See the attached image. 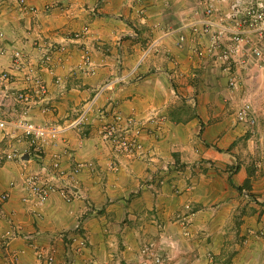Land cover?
I'll return each instance as SVG.
<instances>
[{"label": "crops", "instance_id": "1", "mask_svg": "<svg viewBox=\"0 0 264 264\" xmlns=\"http://www.w3.org/2000/svg\"><path fill=\"white\" fill-rule=\"evenodd\" d=\"M133 1L25 0L26 5L34 8L30 11L21 7L19 0H0V30L12 45L31 54L40 53L52 43L63 45L61 61L56 58L58 51L53 50L54 71L43 73L49 88L47 106L53 109L41 113V106H36L29 116L37 121L69 122L95 98L83 123L66 130L56 144L45 145L42 158L29 154L27 159L7 161L0 167V192H10L0 206V264H44L36 259L34 248L48 250L51 246L56 248L55 264H126L136 259L145 241H150L154 248L162 245L161 264L206 263L201 252L194 250L214 242L200 244L181 234L175 236L182 227L173 218L184 213L186 204L192 205L195 209L189 229L196 231L208 224L199 223L198 218L205 204L221 198L223 191L229 195L221 198L226 200L221 207L232 201V189H227L228 176L211 177L210 171L195 174L186 170L192 166L189 161L201 157L215 166L228 165L231 154L215 146L216 133L211 138L206 135L214 131L223 133L221 122L209 126L194 144L192 133H199L200 128L194 120L193 128L188 126L190 121H184V107L179 106L182 97L174 92L168 79L174 65L172 57L178 60L182 53L174 35L164 37L163 30L165 24L178 23L182 18L152 12L146 14V24L141 25L137 13L140 4ZM85 25L88 32L76 36ZM156 38V51L151 50L142 58L144 49ZM171 41L175 48L169 46ZM85 57L89 59L88 65ZM141 61L139 69L136 66ZM9 63L8 56L0 55V71ZM117 75H122L123 81L96 95L98 87ZM190 100L189 97L185 101ZM195 102L202 117L199 105L204 100ZM100 110L107 118L115 110L136 117L158 110L164 119L157 138L146 139L144 156L128 157L101 146L104 142L97 134ZM20 112V106L0 89L2 117L16 118ZM5 145L0 132V147ZM15 147L23 150L25 144L20 142ZM56 158L65 170L77 163L84 164L65 187L66 191L71 189V199L65 200L56 192L41 206H35L33 199L23 201L24 178L37 172L44 175V166H51ZM239 173L240 170L236 175ZM10 182L14 185L10 186ZM157 222L163 229L157 228ZM71 230L88 241L82 254L72 252L68 237L56 236L59 231L70 234ZM29 234L33 240L28 238Z\"/></svg>", "mask_w": 264, "mask_h": 264}, {"label": "built area", "instance_id": "2", "mask_svg": "<svg viewBox=\"0 0 264 264\" xmlns=\"http://www.w3.org/2000/svg\"><path fill=\"white\" fill-rule=\"evenodd\" d=\"M135 2L140 4V0ZM19 3L27 10L34 9L26 5L25 0H19ZM195 8L188 19H183L177 26L164 28L163 36L174 35L178 48L201 60L204 66L210 62L217 67L225 79L228 100L238 103L235 119L252 130L259 116L254 103L258 90L254 87L259 88L264 79V0H195ZM143 12L144 8L139 5L137 13ZM140 21L145 23V17L140 16ZM87 31L88 27L85 25L81 32H76L75 35L79 36ZM157 46L156 38L148 44L142 56L156 49ZM54 49L60 51L63 45L57 47L50 44L48 48L40 51L38 56H33L24 48L12 45L4 31L0 30V55L10 58L9 65L0 71V89H3L21 109L16 118L5 119L0 113L1 137L6 140V145L0 147V167L7 161L21 160L23 153L30 154L35 159L42 158L44 146L49 143L56 144L66 130L80 126L93 104L95 98L75 118L65 123L37 121L29 116L31 109L36 106H41V113L53 109L47 106L49 88L43 71L49 73L54 71L56 59L55 55L53 56ZM84 61L89 64L87 57ZM56 81L59 82V78ZM121 81H123L122 75L109 79L98 88L96 95ZM259 101L264 103V94L261 93ZM100 113L97 134L102 142L109 145L116 155L140 156L141 127L133 126L134 129L131 131L127 127L131 125L132 118L124 116L117 110L111 111L108 118L102 110ZM261 113L264 117V108ZM148 121L152 119H147L146 123ZM152 132L155 134L156 131L152 129ZM20 142L25 144L23 150L15 147ZM50 165L44 166V175L37 172L24 178L23 201L33 199L35 206H41L51 194L56 192L65 200L71 199V189L68 188L69 191H66L65 187L74 180L73 176L84 164L77 163L65 170L60 167L59 159L56 158ZM9 185L14 184L10 182ZM9 196L8 190L0 192V206ZM15 228L20 230L18 225H15ZM260 233L264 234V231L261 230ZM27 236L30 240L33 238L31 234ZM56 236L62 239L68 237L70 245L75 242L74 246L70 247L75 254H82L87 248L86 237L76 231L70 234L59 231ZM153 249L151 242L145 244L141 248L138 261L132 260L126 264H161L162 254ZM34 255L44 264H55L56 248L51 246L48 250H43L35 247ZM92 264L97 262L94 261Z\"/></svg>", "mask_w": 264, "mask_h": 264}, {"label": "rangeland", "instance_id": "3", "mask_svg": "<svg viewBox=\"0 0 264 264\" xmlns=\"http://www.w3.org/2000/svg\"><path fill=\"white\" fill-rule=\"evenodd\" d=\"M140 5L144 8V12L138 15L139 17H145V23H140L141 25L146 24L148 14L152 12H161L159 16L165 12L169 13L171 17L182 18L178 19V23L175 21L177 24H165L166 27L178 25L183 19L191 17L196 9L195 0H183L180 2L178 0H140ZM139 22L141 21L139 20ZM52 44L56 46L62 45L61 43ZM169 46L175 48L172 41ZM152 50L156 51L155 48ZM182 50L180 51L182 54L178 60L172 57L174 65L170 69L168 79L174 87V92H177L182 97L180 99L182 103L179 106L184 107V121H190L188 126L189 128H193L194 124L191 121L194 120L197 122V127L200 128V134L198 132L192 133L194 135V144L199 142L198 137L201 133L207 132L206 129L209 126L221 122L222 129H224L223 133L221 131H211L212 133L207 132L206 135L211 138L213 133H216L214 139L217 140V144L214 143L215 146L219 148V151H229L231 154L229 158H232L231 163L228 165L220 163V165L215 166L214 162L211 163L209 160H206L207 158L201 157L194 162L189 161V165L192 164V166H189L186 170L191 169L190 171L195 174H205L210 171L211 177H213V174L219 178L220 175L226 178L228 176V178L232 179L233 183H227L228 188H226L228 190L232 189L231 192L233 194H231L232 201L227 206L221 207V203L226 201L221 198L229 195L228 191L221 192V198L218 200L212 199V204H205L202 208L203 212L198 218L201 220L199 223L207 222L208 224L206 228L201 227V229L196 231H190L191 229H189V224L192 223L190 218L195 208L192 205L186 204L184 213L177 214L173 218L182 227L181 232H176L175 236L181 234L188 239L199 241L200 244L211 243L213 241L212 245L207 247L200 246V250H194L197 254L201 252L206 261L203 264H262L264 262V234H261L260 231H264V117L261 112L264 108V103L259 101V97L261 93H264V87H254V89L258 90L254 103L259 116L251 130V128H246L235 119V109L238 103L228 100L225 79L217 67L210 62L204 66L201 60L188 55V52L185 55V50ZM62 53L63 49L58 51V55H56V58H60V61ZM32 55L38 56V53H32ZM142 63L143 61L136 67L140 69ZM262 81V84H264V79ZM189 97L191 100L186 102L185 100H188ZM200 98L204 100V103L199 105L202 117L197 113L199 111L197 110L198 103L195 102ZM124 116L132 118L131 125L127 127L131 131L134 127H141L139 131L142 141L140 157H143L144 143L147 138H157L164 119L163 115L158 110H154L144 117H136L135 115ZM149 118L152 121L146 123V120ZM151 126L156 131L155 134L150 129ZM225 131H229V133L224 134ZM203 137L205 138V136ZM209 142L211 141L209 140ZM203 144L205 145L206 143ZM101 146L104 149H108V152L111 150L106 143ZM207 162L210 163L205 166ZM210 167L212 170H208ZM239 170L240 173L236 175ZM205 189H208V187ZM211 207H214V211ZM157 228L159 230L163 229L160 222H157ZM71 232L74 233V231ZM149 242L145 241L142 243L138 250V256L133 261H138L141 248ZM74 244L75 242L71 243L72 246ZM154 244L156 243L154 242ZM214 244L216 246H213ZM157 245L153 250H158L163 255L162 245L160 243ZM159 247L160 249H158Z\"/></svg>", "mask_w": 264, "mask_h": 264}, {"label": "trees", "instance_id": "4", "mask_svg": "<svg viewBox=\"0 0 264 264\" xmlns=\"http://www.w3.org/2000/svg\"><path fill=\"white\" fill-rule=\"evenodd\" d=\"M228 180H229L230 183H233L231 178H228ZM238 189H240V188H238Z\"/></svg>", "mask_w": 264, "mask_h": 264}, {"label": "water", "instance_id": "5", "mask_svg": "<svg viewBox=\"0 0 264 264\" xmlns=\"http://www.w3.org/2000/svg\"><path fill=\"white\" fill-rule=\"evenodd\" d=\"M29 156H28V154H26L25 156H23V158H25V159H27Z\"/></svg>", "mask_w": 264, "mask_h": 264}, {"label": "clouds", "instance_id": "6", "mask_svg": "<svg viewBox=\"0 0 264 264\" xmlns=\"http://www.w3.org/2000/svg\"><path fill=\"white\" fill-rule=\"evenodd\" d=\"M141 57L143 58L144 56H141ZM142 58H141V59H142ZM25 155H26V154H25ZM28 155H29V154H28ZM22 157H23V156H22ZM71 231H74V230H71ZM76 232H78V231H76ZM78 233H79V232H78ZM31 240H33V238H32Z\"/></svg>", "mask_w": 264, "mask_h": 264}]
</instances>
